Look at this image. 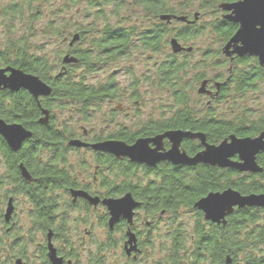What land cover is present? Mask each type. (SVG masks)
<instances>
[{
	"label": "flooded vegetation",
	"instance_id": "flooded-vegetation-1",
	"mask_svg": "<svg viewBox=\"0 0 264 264\" xmlns=\"http://www.w3.org/2000/svg\"><path fill=\"white\" fill-rule=\"evenodd\" d=\"M50 0H10L6 7V13L4 17L5 30L8 35H5L6 41L15 40V42H24L25 34L29 30L35 28L38 19L41 18L39 12L32 13V5L35 2L41 4V7L46 6ZM106 1L108 0H66V11L69 15L67 23L61 21L56 24V20H51L41 29L46 33L60 32L67 33L68 36L63 37L62 43L66 44V49L62 51V57L57 64H55L49 71V78L54 80L58 78L69 77L70 80L79 79L84 75L82 65L79 63L80 59L78 55L81 54L84 46L80 42V34L84 33L88 38L94 36H100L106 28V22L109 23L113 29L123 28L119 25L116 18L109 14L106 15ZM124 1V0H114ZM131 3H136L140 0H130ZM169 1L171 0H162ZM182 1V0H180ZM79 5H85L86 9L80 11ZM135 8L138 6H135ZM10 7V8H8ZM180 10L171 9L167 13H161L157 16L146 13L143 9L141 13L143 16H137L136 22L132 23L128 29L134 27L136 33L132 37V43L134 49L130 51V57L126 60H119L114 63L107 59L106 53L111 51H104L98 53L102 57L100 63V72L106 77L107 81H118V78H125L127 80H133L138 78L139 74L133 67V58L137 60L139 55H144L143 52L139 53L138 47V34L140 18L150 23V29L152 30L156 25L155 21H159L163 24V27L170 28L176 24L182 25V22L176 18H182V4H179ZM77 8V9H75ZM79 10V11H78ZM220 11V10H219ZM78 12L87 14L84 19H92L88 24V27H84L79 20ZM23 14L26 15L27 24L22 22L24 20ZM96 14H101L102 17L98 18ZM22 15V16H20ZM35 15V16H34ZM226 15L224 12L219 13L222 17ZM161 16L171 17L169 22L160 20ZM188 18V16H186ZM113 20L110 21V19ZM156 18V19H155ZM189 21V18H188ZM227 21V20H225ZM153 22V23H151ZM233 27V32L230 37L222 43L228 42L230 38L234 36L238 29V25L227 21ZM20 23V24H19ZM17 24L20 26L17 27ZM148 28V32L150 30ZM14 34H18L16 37H12ZM100 34V35H99ZM77 36L76 40L73 38ZM176 39L175 37L169 38ZM177 40V39H176ZM181 47L191 48L190 52L181 51L178 54H173L170 46L167 55L173 54L181 61L187 59L193 53V47L184 46L177 40ZM169 43V42H168ZM169 45V44H168ZM7 47V46H5ZM26 47V46H25ZM222 47L220 49L223 56V65H227L226 74L219 75L218 57L212 58L210 61V67L207 68V74L204 75L200 81H198L199 87L204 82L205 85L203 93L199 94L196 90L195 95L199 104L198 109L202 108L201 104L205 105L206 109H211L216 106V113H219L222 117L229 118L228 120L232 125H236L240 118L244 119L248 123L259 122L260 128L257 132L251 134L239 136L230 133L224 140H228L230 136H234L237 139L244 138H257L264 133V64L260 65L256 57L250 56H237L236 54H230L224 56L222 54ZM89 51L92 49L87 46ZM112 49V48H111ZM114 49V48H113ZM232 52V49L229 51ZM216 53V51H215ZM212 53L209 54V56ZM189 55V56H188ZM213 55H215L213 53ZM64 56H69L75 60L68 64H62ZM149 60H153L154 55L149 54ZM208 56L207 54L205 57ZM245 62V65L242 63ZM160 63V62H159ZM251 63L257 66L249 68ZM153 62L151 70H146V73L154 72ZM195 64H198L195 63ZM242 66V67H241ZM112 68V69H110ZM12 69L20 71L26 75L37 77L44 83L39 76L26 73L21 68L12 65L11 63L0 62V70ZM253 69V70H252ZM244 70V76H247L251 72H256L259 75V80H255L254 91L248 89L246 91L245 99L242 108H235L232 110L235 99L230 93L229 99L223 100L222 91L224 88L233 89L234 79L240 74H235L234 71L239 72ZM153 74V73H152ZM10 71L5 72V76H9ZM151 75V74H150ZM143 76V75H142ZM252 76H255L253 74ZM186 79V77H185ZM106 81V82H107ZM50 87L49 84L44 83ZM117 85V84H116ZM244 85L250 86L249 82ZM119 86V85H117ZM196 87V86H195ZM198 87V88H199ZM51 88V87H50ZM114 99H106L104 104L99 108V112L102 106L107 104L108 107L115 105V109H109L104 113V125H100L101 129L98 131L95 127L86 129L82 124V118H79V124L73 125V127H67L71 132L69 137L58 139L51 146L50 160L46 157L47 153L41 154L39 163L41 165L50 164V170H36L33 173L27 171L30 180H26L22 177L20 166L23 163H17V176L9 168L8 158L2 154V150H7L11 153H20V159H25V150L28 149V140H25L20 148L13 152L7 146L5 140L0 137V264H57L52 262L51 253L53 252L55 259L59 261L58 264H155L153 251L156 247L155 241L159 238L162 239L157 248H167L169 246L171 223L166 215V210L160 209L155 212V198L149 196L144 200L143 196H140V192L143 189H147L150 192L157 190L167 191L169 189L168 176L170 171L174 173H194L202 168L213 170H225L231 171L238 175H248L253 173H240L231 168H218L209 165L197 164L195 166H183L173 165L168 161H160L154 165H146L131 162L125 157H116L107 152L98 151L93 148V145L104 142H121L127 146H132L139 139H153L155 137L163 135L165 132L171 130L153 131L151 134L139 136L137 123L132 124L131 127L118 124V116L122 114L124 109L122 106V98L126 96V102L130 103L134 101L138 96L133 93L130 88L127 90L118 89L115 90ZM161 91L166 98L170 99V91L168 89L158 90ZM123 92H125L123 94ZM182 93V84H181ZM0 95L4 97V113L6 117L0 116V120L8 125L17 124L21 125V121L25 119V97L29 95L34 101L38 109H40V117L36 120L39 125H47L54 115V110L41 109V102L47 97H38L35 99L26 90L20 89L16 92L9 91L7 89L0 88ZM19 97V117L12 115L10 107L12 105L11 98ZM230 101H232L230 103ZM137 105V103L132 102ZM227 103V104H225ZM227 106V112H223L221 106ZM165 106V105H164ZM229 108V109H228ZM45 110L47 115L46 124H40L44 116L42 111ZM163 119H169L170 108L168 106L167 111L164 108ZM205 110V109H204ZM214 110V109H213ZM214 112V113H215ZM229 112V113H228ZM7 113V114H6ZM167 115V116H166ZM90 117L87 121L89 122ZM160 118L149 120L151 124L155 125L159 122ZM23 127V126H22ZM143 127V126H142ZM141 127V128H142ZM24 128V127H23ZM140 128V129H141ZM246 129L249 125L245 126ZM94 130V131H93ZM183 132H189L191 134H201L204 137V141L199 138L182 139L179 145L180 153H184L187 157L193 158L197 154L204 151V144L208 146H217L220 142H212L208 135L199 130L182 129ZM135 135L133 139L129 141L121 140V134ZM31 139V138H30ZM76 142L77 144H71ZM149 150L156 151L157 154H166L171 149V143L168 139L163 138L157 144H148ZM259 159H264V152L256 156V164L261 167L258 162ZM232 162H238V157L234 156L230 159ZM49 162V163H48ZM263 168V166L261 167ZM26 169V168H25ZM27 170V169H26ZM48 174V178L38 177L37 175ZM36 175L37 177H35ZM26 183L31 186L37 184L33 188L36 191V196H32L26 189ZM126 195H130L134 203L138 206L133 210V216L131 222L126 219H119L112 227H109V213L107 207L104 204L106 200H118ZM7 208H11V214L6 221L4 215ZM131 237V242L128 243ZM159 237V238H158Z\"/></svg>",
	"mask_w": 264,
	"mask_h": 264
},
{
	"label": "trees",
	"instance_id": "trees-1",
	"mask_svg": "<svg viewBox=\"0 0 264 264\" xmlns=\"http://www.w3.org/2000/svg\"><path fill=\"white\" fill-rule=\"evenodd\" d=\"M236 1L239 0H199V3L201 9L207 10L217 5L216 11L219 15V4ZM115 2L118 1L108 0L106 1V6L110 7ZM185 2L187 6L191 4V0H185ZM131 4H136L135 6L154 16L167 13L168 10L172 9L170 3L162 0H140ZM113 15L117 16V13ZM96 16L98 18L102 17L101 14H96ZM192 20L193 16L189 21ZM197 21L190 25L182 23L185 25L184 28L180 29L172 37H175L182 45L188 46L187 43L193 41L201 34L200 31H191ZM167 29L168 27H163V24L158 21V24L152 30L150 29L149 32L148 30L141 31L142 33L138 31V51L151 55L162 53L169 46V38H166ZM103 31L98 37L96 35V37L88 38L86 34H80V42L84 43V46L87 44L92 49L90 52L87 46H83L82 49L85 51L78 55L79 63L83 68L82 74L84 75L91 76L98 71V66L103 60L98 53L110 50L111 52L105 55L107 59H110V62L114 63L119 60L125 61L126 58L130 57V51L134 49V44L132 43V37L136 33L134 27L113 29L106 22V28ZM232 32V25L222 20L220 16L211 23V33L219 44L224 43ZM47 34L55 35L56 37L58 35L61 36L58 31ZM24 42L26 43V40ZM25 46L24 43L19 44L12 40L8 41L7 47L0 50V62L11 63L26 73L35 74L44 83L50 85L51 95L43 99L41 109L50 111L57 108L64 111V109L71 107V110L79 115L83 121H87L99 110L106 99H114L115 90L120 89L111 80L102 84L99 82L93 85H85L83 76L73 81L69 77L56 80L49 78V70L52 67L48 66L46 58L30 54L27 46ZM214 54L212 52L210 56L204 57L203 61L198 62V64H192L187 59H182L181 63L173 54L164 55L165 58L162 62L154 65L153 74L151 72L149 74L145 73L139 78L129 80L130 84L127 88H130L133 93L135 92L138 97V83L145 82L146 85L150 84L157 90L168 89L172 100L169 119L165 120L161 116L159 122L155 125L147 122L140 129L139 136L165 129L171 131L189 129L205 132L208 138L216 143L225 139L230 133L243 136L259 130V122L248 123L242 118L238 120L236 125H232L228 120L229 118L222 117L215 112L217 110L216 106L206 109L205 105L201 104L205 110L198 109L199 104L195 103L198 102L197 96L192 92L195 86L198 85V81L209 73L206 70L211 66L210 61L212 58L216 59L218 57L219 75L226 74L227 76V65H223V56L220 50L216 49ZM242 64L245 65V62ZM253 66L257 68L254 63H251L249 68L251 69ZM234 72L235 74H240L232 78L234 79V88L231 90L224 88L222 91L223 100L229 99L230 93H233L231 96L235 99L236 105L233 104L232 110H235L236 107L242 108L245 106L243 101L246 91L248 89L254 91V82L260 78L256 72H251L247 76H244V70ZM253 74L255 76H252ZM189 75L190 78L185 80V77ZM247 82L250 84L249 87L244 85ZM237 99L241 101H237ZM19 100H22V98H11L12 105L9 109L11 114L16 116L15 118L19 117ZM24 101L25 119L21 121V124L32 133V137L28 141V149L25 150V159L19 158L20 153L14 154L7 150H2L1 152L9 159L8 164L12 172L17 170L16 165L19 162L23 163V166L27 169L26 171H30L29 173H33L36 170H50V164L41 165L39 163L40 155L44 152L47 153L46 159L51 162L49 158L52 144L58 139L69 137L71 132L64 124L56 122L55 115L52 116L47 125L37 124L36 120L40 117V109L37 108L29 95L25 97ZM3 107L4 97L0 95V116L6 117L5 108L3 109ZM246 125H249L248 129L245 128ZM134 136L123 133L120 135V139L129 141ZM258 164L261 167L263 166V168L260 167L262 173L245 176L231 171H216L205 168L191 174L174 173L171 170L168 176L169 189L167 191L154 190L150 192L147 189H143L139 194L144 197V200L149 196L155 198V212L164 209L168 214L173 215L179 208H185L194 213V223L188 232L182 230L181 234V230L178 229L170 232L169 246L161 249L163 259L157 264H226L225 258L227 256L230 258V264H264V208L235 209L226 218L225 225H216L205 221L203 214L194 208V204L199 199L211 192L216 193L226 189H233L240 195L264 194V159H259ZM14 175L17 176V171ZM34 176L48 178L50 175ZM36 185L31 186L26 183V189L32 196L39 194L33 190Z\"/></svg>",
	"mask_w": 264,
	"mask_h": 264
},
{
	"label": "water",
	"instance_id": "water-1",
	"mask_svg": "<svg viewBox=\"0 0 264 264\" xmlns=\"http://www.w3.org/2000/svg\"><path fill=\"white\" fill-rule=\"evenodd\" d=\"M221 12H224L222 18L238 25L234 36L228 40L222 47V54L229 56L256 57L260 65L264 64V0H239L232 3H221L218 6ZM199 18L198 13L193 14V20L188 21L186 16L176 18L182 23L193 24ZM171 17L161 16L160 20L169 22ZM77 36L73 38L76 40ZM169 46L173 54L179 52H190L191 48L181 47L176 39L169 40ZM232 49V52L229 51ZM75 62L69 56H64L62 64ZM10 71L9 76L5 72ZM205 83L203 82L198 88V93H203ZM0 88L16 92L20 89L26 90L32 97H49L51 88L41 82L37 77L26 75L20 71L7 69L0 70ZM44 118L40 124H46L48 113L43 110ZM0 137L3 138L11 151L16 152L21 144L32 137V133L21 125H8L0 120ZM163 138L171 143V149L163 155L157 154L156 151L149 150L148 144H157ZM184 138H199L202 143L204 137L201 134H191L182 130H172L165 132L163 135L153 139H139L132 146H127L121 142H104L93 145L98 151L107 152L116 157L128 158L131 162L154 165L160 161H168L173 165L195 166L197 164L209 165L218 168H231L240 173H262V169L256 164V156L264 152V133L257 138L237 139L230 136L228 140L222 141L217 146H208L204 144V151L193 158L187 157L180 153L179 145ZM77 144L76 142L71 143ZM238 157V162H232L230 159ZM22 177L30 180L25 168L19 167ZM107 207L110 219L109 227H112L119 219H126L131 222L133 210L138 206L134 203L130 195H126L118 200L104 201ZM194 208L203 214L205 221L216 225H225L226 218L231 215L235 209L244 208H264V194L240 195L233 189H226L222 192L208 193L199 199ZM11 214V208H7L4 215L7 221ZM131 242V237L128 243ZM52 262L59 263L51 253ZM225 263L230 264V258H225Z\"/></svg>",
	"mask_w": 264,
	"mask_h": 264
},
{
	"label": "rangeland",
	"instance_id": "rangeland-1",
	"mask_svg": "<svg viewBox=\"0 0 264 264\" xmlns=\"http://www.w3.org/2000/svg\"><path fill=\"white\" fill-rule=\"evenodd\" d=\"M9 1L10 0H0V50L4 49L5 46H7L5 35L8 34L5 30V27L3 26V22L6 13V7ZM169 3L171 5V8L176 10H180L181 8L179 7V4H182V15L188 16L189 20L192 19L194 13L200 14L198 21L195 23L194 28L191 31H200L201 34L199 32L200 35L198 37L193 39V41L187 43L188 46L193 47L194 49L191 56L188 57V60L192 64L202 62L206 54L209 55L212 52L214 53L216 49H221L223 44L217 43L216 38L211 33V23L215 20V18L217 19V17L219 16L218 12L216 11L217 5L214 8L207 10L201 9L199 0H191V4L189 6L186 5L185 0H171L169 1ZM78 8L80 9V11L86 9L85 5H79ZM65 9L66 0H50L49 3H47L44 7H41V4H38V2H35V4L32 5V13L35 14L39 12L41 18L38 19V23L34 24L35 28L29 30L28 33L24 35L27 43V50L30 54L34 56L46 58L49 67H53L55 64H57L63 56L61 53L64 49H66V44L62 43V38L68 36V34L62 33L61 36L58 35L56 37L55 35L47 34L45 31H41V29L46 25H49L48 22L51 20H56V26L62 20L67 23L70 14H67V11ZM139 9L142 11L141 8H135L134 6H132L130 0L118 1L106 9V15L109 16V14L112 15V13H118L116 20L119 25L122 27H129L132 25V23L136 22L138 15L139 17L143 16ZM78 16L82 25H84V27H88V24L92 21V19H84V17L88 15L82 14V12H80V14L78 12ZM23 17L24 20H22V22L25 23V25H28L26 15L23 14ZM111 20H113V18H111L110 21ZM141 20L142 19L140 18V22L137 23L139 26L140 33H142L141 31L148 30V28L150 29L151 26L149 22L145 20L141 22ZM19 24H17V27L20 26ZM157 24L158 21H155V25ZM184 26V24L180 25L174 23L173 26L167 29L168 31L166 34V38L172 37L180 29H183ZM16 36H18V34H14L12 37L14 38ZM86 46L87 44L84 47ZM168 52L169 49L165 48L162 53L154 55L153 60L150 61L149 54L144 52V55H139V58L137 60L133 58V67L137 69L136 73L139 74V77L144 75L146 73V70H151L153 62H162V60L165 58L164 55H167ZM139 53L141 52L139 51ZM105 78L106 77H104L100 72V66H98V71L91 76H87L84 81V84L93 85L99 82L101 84L106 83L107 80ZM188 78H190V75L186 76L185 80H187ZM118 79L119 80L115 81V83L119 85L120 89L127 90L130 81L125 78ZM198 87L199 85L194 88L192 92L193 94L196 92ZM137 92L139 93V97H137L134 101H131L130 103L126 102V96L122 98V106L125 110H128L123 111L122 114L118 116L117 121L118 124L128 127H131L132 124L137 123V128L138 130H140V128L144 126L147 122H149V120L160 118L164 114L163 109L165 108L167 111L168 106L170 108L172 100L171 97L170 99L166 98L161 91L158 92V90L155 89L154 86L150 84L146 85L145 82L138 83ZM124 93L125 92H123V94ZM237 101L241 100L237 99ZM132 102L137 103V105L133 104ZM231 102L232 101H230V103ZM115 108V105L110 108L107 104L103 105L101 111H96L89 122H79L80 116L74 113L71 110V107L64 109V111L56 108L54 115L56 117V122H58L59 124H64L66 127H73L74 124H76L77 126L80 123L82 124L81 126L86 129H91L92 127H95V129L98 131L99 129H101L100 127H102L100 125H104V113L107 112L109 109ZM220 109L223 112H227V106L222 105ZM166 218H168L171 223V231L178 229L181 230V234L182 230L184 232H188L194 223V213L185 208H179L173 215L170 213L167 214ZM161 243H163L161 238L155 241L156 247L153 251L155 264H157L163 259V253L160 247L157 248L159 244L161 246Z\"/></svg>",
	"mask_w": 264,
	"mask_h": 264
}]
</instances>
